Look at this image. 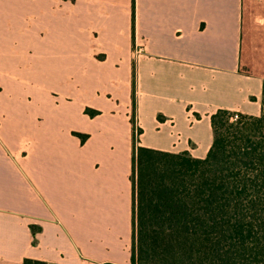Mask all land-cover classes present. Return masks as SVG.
I'll return each mask as SVG.
<instances>
[{
  "label": "crops",
  "instance_id": "1",
  "mask_svg": "<svg viewBox=\"0 0 264 264\" xmlns=\"http://www.w3.org/2000/svg\"><path fill=\"white\" fill-rule=\"evenodd\" d=\"M263 82L264 0H0V264H130L132 114L203 159Z\"/></svg>",
  "mask_w": 264,
  "mask_h": 264
},
{
  "label": "trees",
  "instance_id": "2",
  "mask_svg": "<svg viewBox=\"0 0 264 264\" xmlns=\"http://www.w3.org/2000/svg\"><path fill=\"white\" fill-rule=\"evenodd\" d=\"M260 109L216 110L203 159L138 146L132 114L130 264H264V82Z\"/></svg>",
  "mask_w": 264,
  "mask_h": 264
},
{
  "label": "rangeland",
  "instance_id": "3",
  "mask_svg": "<svg viewBox=\"0 0 264 264\" xmlns=\"http://www.w3.org/2000/svg\"><path fill=\"white\" fill-rule=\"evenodd\" d=\"M135 138L137 139V142H136V143H138V142H139V140H138V136H137V134H136Z\"/></svg>",
  "mask_w": 264,
  "mask_h": 264
},
{
  "label": "built area",
  "instance_id": "4",
  "mask_svg": "<svg viewBox=\"0 0 264 264\" xmlns=\"http://www.w3.org/2000/svg\"><path fill=\"white\" fill-rule=\"evenodd\" d=\"M138 54V53H137Z\"/></svg>",
  "mask_w": 264,
  "mask_h": 264
}]
</instances>
